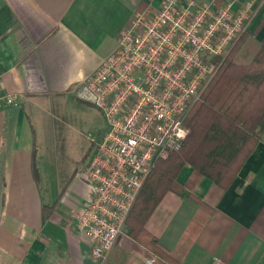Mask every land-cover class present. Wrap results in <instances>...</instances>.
Masks as SVG:
<instances>
[{"label": "crops", "instance_id": "crops-1", "mask_svg": "<svg viewBox=\"0 0 264 264\" xmlns=\"http://www.w3.org/2000/svg\"><path fill=\"white\" fill-rule=\"evenodd\" d=\"M163 1L0 0L1 93L19 102L0 104V264H210L214 258L264 264V117L255 120L257 137L232 180L218 184L187 164L177 176L184 195L168 193L154 211L147 228L178 263L130 238L126 227L105 259L93 258L73 217L90 196L82 174L90 161L68 169L55 159L52 175L42 164L49 152L47 116L58 101L76 99L75 87L115 52L125 25ZM192 1L229 5L233 12L252 3L243 34L226 54L237 65L251 64L264 48V0ZM258 99L260 115L264 95ZM205 122L196 163L211 158L223 140L207 129L213 121Z\"/></svg>", "mask_w": 264, "mask_h": 264}, {"label": "built area", "instance_id": "built-area-1", "mask_svg": "<svg viewBox=\"0 0 264 264\" xmlns=\"http://www.w3.org/2000/svg\"><path fill=\"white\" fill-rule=\"evenodd\" d=\"M251 12L250 2L233 12L229 5L164 0L157 11L137 13L121 30L115 52L75 87L76 99L98 110L106 123L82 170L89 199L73 216L93 258L105 259L124 233L157 161L181 149L187 114ZM2 102L19 105L0 87ZM210 264L226 263L214 258Z\"/></svg>", "mask_w": 264, "mask_h": 264}, {"label": "trees", "instance_id": "trees-1", "mask_svg": "<svg viewBox=\"0 0 264 264\" xmlns=\"http://www.w3.org/2000/svg\"><path fill=\"white\" fill-rule=\"evenodd\" d=\"M263 65L264 48L255 60L246 66L237 65L228 54L187 114L185 126L189 132L181 149L157 161L145 181L127 218V234L161 258L178 263L173 255L158 243L147 225L168 193L180 197L184 195L177 182L180 170L189 164L216 183L224 184L235 176L254 143L257 137L254 135L256 132L252 131L254 125H257L254 122L264 117V110L259 115L253 104L259 100L258 97L264 95ZM204 119L207 122L213 121L214 125H206L207 129H215L216 136L221 135L223 140L215 143L211 158L206 162L202 158L196 163V155L203 156L202 145L206 134ZM50 211L51 208L44 207L43 215H49Z\"/></svg>", "mask_w": 264, "mask_h": 264}, {"label": "rangeland", "instance_id": "rangeland-1", "mask_svg": "<svg viewBox=\"0 0 264 264\" xmlns=\"http://www.w3.org/2000/svg\"><path fill=\"white\" fill-rule=\"evenodd\" d=\"M58 102L59 107L47 116L49 120L47 122L50 123L47 140L49 152L44 157V163L42 158V164L50 171V175H52L55 159L57 162L66 163L68 169L72 168L70 163L76 168V163L80 159L83 164L89 162L95 153L94 146L90 148L92 145L90 140L96 143L106 128L101 114L92 106L71 97L66 102L63 99ZM36 126L40 133V127L38 124ZM56 152L58 156L55 157Z\"/></svg>", "mask_w": 264, "mask_h": 264}]
</instances>
